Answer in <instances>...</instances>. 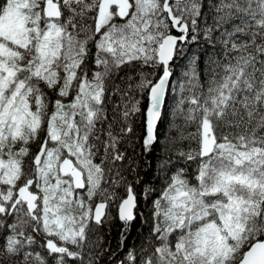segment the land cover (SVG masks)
I'll list each match as a JSON object with an SVG mask.
<instances>
[{
	"label": "snow or ice",
	"instance_id": "obj_1",
	"mask_svg": "<svg viewBox=\"0 0 264 264\" xmlns=\"http://www.w3.org/2000/svg\"><path fill=\"white\" fill-rule=\"evenodd\" d=\"M0 264H264V0H0Z\"/></svg>",
	"mask_w": 264,
	"mask_h": 264
},
{
	"label": "trees",
	"instance_id": "obj_2",
	"mask_svg": "<svg viewBox=\"0 0 264 264\" xmlns=\"http://www.w3.org/2000/svg\"><path fill=\"white\" fill-rule=\"evenodd\" d=\"M135 239V238H134Z\"/></svg>",
	"mask_w": 264,
	"mask_h": 264
}]
</instances>
